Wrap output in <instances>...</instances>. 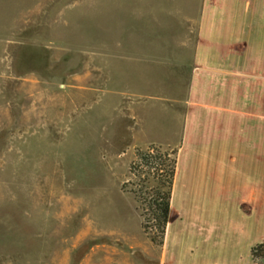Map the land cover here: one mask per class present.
Here are the masks:
<instances>
[{"label":"rangeland","instance_id":"374dc122","mask_svg":"<svg viewBox=\"0 0 264 264\" xmlns=\"http://www.w3.org/2000/svg\"><path fill=\"white\" fill-rule=\"evenodd\" d=\"M199 1L0 0V264H253L264 212H244L249 184H264V0L243 6L263 24L241 52L258 128L240 129L239 162L181 166L163 244L144 202L162 181L138 150H168L155 167L176 158L177 171L179 146L143 145L178 140L169 98L186 72L172 50Z\"/></svg>","mask_w":264,"mask_h":264},{"label":"crops","instance_id":"0c3cea01","mask_svg":"<svg viewBox=\"0 0 264 264\" xmlns=\"http://www.w3.org/2000/svg\"><path fill=\"white\" fill-rule=\"evenodd\" d=\"M253 2L200 0L197 14L186 20L181 44L172 50L178 54L175 57L177 67L186 72L178 87L181 91L169 98L175 110L178 140L175 139L174 143L151 140L143 146L161 143L180 147L173 200L178 198L176 190L183 173L182 165L189 160L200 164L219 158L229 165L237 163L240 159V129L258 128L247 116L250 92L240 79L241 52L254 51V45L249 44L247 38H254L256 28L263 24L259 19L256 23L254 10L249 13V9L243 7ZM246 40L247 44H244ZM132 96L138 101L167 99L144 92ZM132 118L138 123L139 113L134 112ZM263 144L258 146L261 148ZM248 198L251 199V209L244 213L264 212L262 181L249 184ZM254 244L256 242L249 245L250 253ZM251 259L253 264H258L252 255Z\"/></svg>","mask_w":264,"mask_h":264},{"label":"trees","instance_id":"16d2710c","mask_svg":"<svg viewBox=\"0 0 264 264\" xmlns=\"http://www.w3.org/2000/svg\"><path fill=\"white\" fill-rule=\"evenodd\" d=\"M155 148L148 150H138L137 151V162H139L141 165L149 167L150 170L156 169L158 176L161 178V187L159 189L154 190L152 193L150 199L145 198L144 202L147 203V205L150 208V211L152 214V217L150 220H154V223L152 224L154 227L159 229V236L160 241L159 244H163L164 239L167 235V229L170 221L171 216V208H172V202H173V184L175 180L176 175V165H177V159H171L170 162L165 163L163 162V165L167 166V171L164 174H159V171L162 170V168H156V159L162 158L163 155H168V150L165 151V153H162L159 149L156 150ZM172 152L174 154L177 153L176 149H172ZM166 160V159H165ZM137 162L134 161L133 165ZM149 170V171H150ZM146 221V219H145ZM145 229H148L149 226L147 222L144 223ZM155 241V239H154ZM251 255L253 260L258 264H264V241L259 242L255 244L251 248Z\"/></svg>","mask_w":264,"mask_h":264},{"label":"water","instance_id":"95a60500","mask_svg":"<svg viewBox=\"0 0 264 264\" xmlns=\"http://www.w3.org/2000/svg\"><path fill=\"white\" fill-rule=\"evenodd\" d=\"M171 214V213H170Z\"/></svg>","mask_w":264,"mask_h":264}]
</instances>
